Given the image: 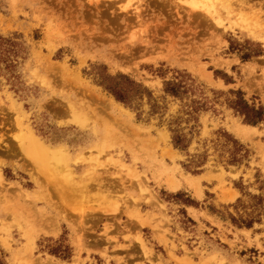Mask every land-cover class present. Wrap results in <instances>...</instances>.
Returning <instances> with one entry per match:
<instances>
[{
	"label": "rangeland",
	"instance_id": "rangeland-1",
	"mask_svg": "<svg viewBox=\"0 0 264 264\" xmlns=\"http://www.w3.org/2000/svg\"><path fill=\"white\" fill-rule=\"evenodd\" d=\"M119 74L149 94L117 102L101 84ZM238 98L264 112V0H0V148L40 189L0 156V263L160 264L163 245L177 264H264V122ZM53 122L68 145L38 136ZM187 213L219 237L199 223L198 249L174 245Z\"/></svg>",
	"mask_w": 264,
	"mask_h": 264
},
{
	"label": "crops",
	"instance_id": "crops-1",
	"mask_svg": "<svg viewBox=\"0 0 264 264\" xmlns=\"http://www.w3.org/2000/svg\"><path fill=\"white\" fill-rule=\"evenodd\" d=\"M54 123V122H53ZM54 124H56V125H54V126H52V127H49V126H47V128L46 129H48V130H50V131H48V130H44L43 132L45 133V135H47L48 133H50V136H41V135H38L37 133V135L39 136V137H41V139L45 142V143H48V144H51V145H61V144H64V145H68L67 144V142L65 141V139H64V133H63V130L60 128V127H58V124L57 123H54ZM43 133V134H44ZM47 133V134H46ZM53 133H56L55 135L53 134ZM61 135H62V137H61ZM87 135H88V139H90L92 136L89 134V133H87ZM38 141H41V140H38ZM53 141V142H52ZM90 140H88L87 142H85V143H83V144H80V145H86V144H88V143H90L89 142ZM10 143H12V139H10ZM43 143V142H42ZM45 143H43V144H45ZM75 145H77V144H75ZM79 145V146H80ZM30 147L29 145H25L24 147H23V149H25V152H27L28 151V147ZM58 146V147H59ZM27 148V149H26ZM0 156H1V159L2 160H4L3 162V169H5V168H8V169H10L11 170V172L13 173V174H19V176L20 177H24V178H26V181H27V188H22V190H24V191H26L27 193H28V195L29 196H31V197H36L37 196V194H40V189L37 187V185H35L34 183H33V181L30 179V178H27L26 177V172L23 170V166H22V164L20 165V153H18V155H16V156H14L12 153H7L3 148H0ZM81 169H82V166H76V170L77 171H81ZM176 178H178L177 176H176ZM179 179V178H178ZM164 183V185H160L159 186V188L160 189H163L165 192H167V193H170V194H175L176 192H172V191H170L169 190V188L168 187H166L165 186V183H166V181H164L163 182ZM39 187H40V185H39ZM202 187L204 188V183H202ZM180 190H186L187 191V187H186V185H184L183 183H182V185H181V188H180ZM179 190V191H180ZM205 195H206V193H205V191L203 190V192H202V194L200 195V197H198V198H201V197H205ZM189 196L191 197V200H195L196 202H198V198H195V196H194V193L191 191V192H189ZM46 202H44V203H42V204H45ZM39 205V204H38ZM38 207V206H37ZM45 208L48 210L49 208L48 207H43V209L45 210ZM189 208H191V209H193L194 211H196V212H200V211H204L203 210V208H202V206L201 205H199V206H196V205H194V206H187L186 207V210H188ZM47 210H46V212H47ZM205 210H206V208H205ZM48 213V212H47ZM50 213V215L52 214V212H49ZM206 213H208L207 211H206ZM188 214V216H189V219H191L193 222H195L190 228H188V229H183V228H181L180 226H177L176 225V222L174 221L173 222V224L172 225H169L168 226V230L170 231V233H172V235H174L175 236V238H176V240L174 241V245H183L184 247H186L189 251H191L192 249H198V247H200V237H199V235H200V233H201V228H200V226H199V223H201L203 226H204V230H213V231H215V236H217V237H219V235H220V231H217L216 229H214V228H211L210 226H207V223L208 224H210L211 225V222L209 221V220H207V219H203V218H198V220H195L189 213H187ZM53 215V214H52ZM168 215V214H167ZM1 216H2V214H1ZM169 216V215H168ZM170 217V216H169ZM208 217L209 218H211V219H213L214 217H215V215H212V214H209L208 215ZM216 218V217H215ZM214 218V219H215ZM203 220H205L207 223H204V221ZM66 223V222H65ZM64 224V223H63ZM63 224H59V233L58 234H56V235H50V236H44V238H47V239H50V240H56L57 238H60L61 237V235L63 234V232L65 231H68V233H70L71 231H72V229H70V227L69 226H67L66 224L65 225H63ZM204 230H203V235L205 234L204 233ZM253 228H236V231L240 234V235H242L244 232H252V234H253ZM183 234V235H185V238H184V236L182 237V236H180V234ZM55 236V237H54ZM69 236V235H68ZM119 241V240H118ZM157 242V241H156ZM69 243H70V245L69 246H71V242L69 241ZM160 245V244H159ZM160 247L162 248V250H161V252H160V254H157V257H158V260L156 261V262H158L159 261V263L160 264H177L171 257H170V255H169V252L171 253H173V255L174 256H176V257H182L183 256V253H182V250H177L176 252L175 251H171V250H166L164 247H163V245H160ZM169 248H170V246H169ZM220 255V254H219ZM51 256V255H50ZM210 256H213V255H210ZM221 256V255H220ZM132 264H134V263H132ZM144 264H147V263H144Z\"/></svg>",
	"mask_w": 264,
	"mask_h": 264
},
{
	"label": "trees",
	"instance_id": "trees-1",
	"mask_svg": "<svg viewBox=\"0 0 264 264\" xmlns=\"http://www.w3.org/2000/svg\"><path fill=\"white\" fill-rule=\"evenodd\" d=\"M101 85L104 86L105 91L112 95L117 102L126 106L129 105L132 95L137 96L142 95L143 93L149 94L147 89L143 88L141 84H138L129 79V77L121 74L113 77H106V83ZM187 92L188 89L186 83L182 81H168L164 84L165 95L182 99V97L186 95ZM233 109L238 114L243 116V121L247 125L256 126L259 123L264 122L263 109H255L254 107L247 105V103L242 98H238L233 103ZM173 144L175 147H181L183 150H185L187 147V145H183V140L178 136L173 137Z\"/></svg>",
	"mask_w": 264,
	"mask_h": 264
},
{
	"label": "bare ground",
	"instance_id": "bare-ground-1",
	"mask_svg": "<svg viewBox=\"0 0 264 264\" xmlns=\"http://www.w3.org/2000/svg\"><path fill=\"white\" fill-rule=\"evenodd\" d=\"M249 129H251V128H249ZM39 149L43 152V153H45V154H47L48 152H50L51 154L53 153H55L56 151H54V150H52V149H49V148H47V147H45V148H43L42 146H40L39 147ZM49 154V153H48ZM49 218V217H48ZM48 233V232H47ZM52 264V263H51Z\"/></svg>",
	"mask_w": 264,
	"mask_h": 264
}]
</instances>
